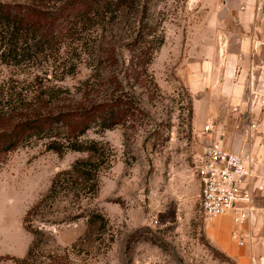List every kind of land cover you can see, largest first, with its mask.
<instances>
[{"label":"rangeland","instance_id":"374dc122","mask_svg":"<svg viewBox=\"0 0 264 264\" xmlns=\"http://www.w3.org/2000/svg\"><path fill=\"white\" fill-rule=\"evenodd\" d=\"M143 2L147 17L141 25L156 28L149 36L154 47L163 41L152 51L146 78L134 77L130 69L131 64L136 67L132 60L139 53L128 46L141 30L135 13L120 14L111 23L83 31L79 48L73 43L76 35L65 36L59 53L35 63L32 70L23 67L19 75L0 62V110L6 103L20 104L19 98L37 89L38 82L62 88L59 100L50 105L53 108L75 104L89 89L90 98L97 97V89L102 98L107 91L101 85L112 68L126 94L134 95L136 106L142 108L129 115L125 124L103 132L92 128L82 137L105 142L113 153L111 163L99 174L97 195L77 198L69 189H61L31 222L27 213L46 194L54 176L86 153L60 155L47 150L45 141L33 139L4 157L0 264H237L211 237L210 219L200 213L195 165L209 123L200 114L212 113L210 122L215 125L220 122L215 116H222L227 106L217 91L220 73L207 76L199 65V33L192 26H199L200 7L195 9L192 0ZM209 13L204 10L202 20ZM109 45L115 46L118 58L111 67L101 62ZM238 120H243V114ZM92 212L104 216L106 223L88 224ZM232 221L226 216L211 225L219 228L223 241L236 246L229 240L235 227ZM35 227L42 231L40 245L24 261Z\"/></svg>","mask_w":264,"mask_h":264},{"label":"trees","instance_id":"16d2710c","mask_svg":"<svg viewBox=\"0 0 264 264\" xmlns=\"http://www.w3.org/2000/svg\"><path fill=\"white\" fill-rule=\"evenodd\" d=\"M50 1L0 0V62L12 67L14 75H19L23 67L32 70L35 63L47 61L51 55L53 57V54L59 53L64 47L65 36L76 35L73 43L79 48L83 31L98 24L111 23L120 14L135 13L139 17L136 23L141 30L139 38L129 42L128 46L132 51L139 50V53L134 56L136 62L132 60L136 67L133 68L131 64L130 69H133L136 78L148 77L152 51L160 47L163 41L160 39L154 47L149 36L156 28L147 23L141 25L147 17V6L143 0H54V5H50ZM101 62L110 67L118 63L115 46L104 48ZM74 71L70 70L71 73ZM44 73L47 75L46 71ZM34 77L39 78L38 75ZM151 83L154 84L152 78ZM103 85L107 94L102 98L100 89L95 90V99L90 98L92 94L89 89L75 104L67 108H53L50 105L54 100H59L62 88L44 87L38 82L37 89L30 93H34L30 99V94H26L25 98H19L20 104L6 103L0 110V163L6 155L34 140L45 141L47 150L60 155L67 151L86 153L85 157L75 160L68 169L54 176L46 194L27 213V221L38 217L47 200L54 198L61 189H69L77 198L97 195L100 189L99 174L109 166L113 153L105 142L83 140L82 137L92 128L103 132L125 124L129 115L142 110L139 105L136 106V97L127 95L123 90L114 68L104 79ZM87 217L90 225L106 223L104 216L96 212ZM32 232L34 239L24 261L40 245L42 231L35 227Z\"/></svg>","mask_w":264,"mask_h":264},{"label":"crops","instance_id":"0c3cea01","mask_svg":"<svg viewBox=\"0 0 264 264\" xmlns=\"http://www.w3.org/2000/svg\"><path fill=\"white\" fill-rule=\"evenodd\" d=\"M192 3L196 9L200 7L201 13L196 20L199 26L194 23L192 26L199 33L200 68L207 76L220 73L217 91L227 103L225 113L215 116L220 119L218 124L210 122L212 113H202L200 119L213 124V133L222 137L226 149L252 157L256 181L264 183V109L260 103H254L256 94L264 97V0H192ZM204 10L210 11L205 21ZM241 114L243 120L239 121ZM253 205L264 208V191L255 192ZM226 216L232 218L231 214H224L209 220L211 237L236 258L237 264H264V214L253 213L242 225L232 221L235 227L230 233L240 231L246 238L244 246H238L231 234L229 240L236 246L228 244V239L223 241L219 228L211 225V221L218 223Z\"/></svg>","mask_w":264,"mask_h":264},{"label":"built area","instance_id":"2783aa9c","mask_svg":"<svg viewBox=\"0 0 264 264\" xmlns=\"http://www.w3.org/2000/svg\"><path fill=\"white\" fill-rule=\"evenodd\" d=\"M257 103L264 109V97ZM212 130V123L205 125L204 131L211 132L213 140L210 145H203L195 165L200 213L205 219L231 214L233 222L242 225L253 213L264 214V208L257 209L253 205L254 194L256 191H264V183L258 184L256 181L254 159L226 149L222 137H218ZM231 237L238 246L246 243L240 231H233Z\"/></svg>","mask_w":264,"mask_h":264},{"label":"water","instance_id":"95a60500","mask_svg":"<svg viewBox=\"0 0 264 264\" xmlns=\"http://www.w3.org/2000/svg\"><path fill=\"white\" fill-rule=\"evenodd\" d=\"M261 97L263 96H259V95H256L255 96V100H254V103H256ZM212 140H213V134L210 132V133H206V135L203 137V145L204 146H208L212 143ZM252 217H256L255 215H253Z\"/></svg>","mask_w":264,"mask_h":264},{"label":"flooded vegetation","instance_id":"af4514ba","mask_svg":"<svg viewBox=\"0 0 264 264\" xmlns=\"http://www.w3.org/2000/svg\"><path fill=\"white\" fill-rule=\"evenodd\" d=\"M192 6L194 7L193 3H192ZM195 8V7H194ZM196 9V8H195ZM222 55V54H221Z\"/></svg>","mask_w":264,"mask_h":264},{"label":"bare ground","instance_id":"6f19581e","mask_svg":"<svg viewBox=\"0 0 264 264\" xmlns=\"http://www.w3.org/2000/svg\"><path fill=\"white\" fill-rule=\"evenodd\" d=\"M223 41V40H222ZM222 55H223V53H222Z\"/></svg>","mask_w":264,"mask_h":264}]
</instances>
